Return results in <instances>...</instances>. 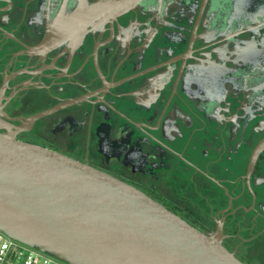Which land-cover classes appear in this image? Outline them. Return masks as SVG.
Listing matches in <instances>:
<instances>
[{"label": "flooded vegetation", "instance_id": "obj_1", "mask_svg": "<svg viewBox=\"0 0 264 264\" xmlns=\"http://www.w3.org/2000/svg\"><path fill=\"white\" fill-rule=\"evenodd\" d=\"M121 1L0 0V132L264 264V0Z\"/></svg>", "mask_w": 264, "mask_h": 264}, {"label": "water", "instance_id": "obj_2", "mask_svg": "<svg viewBox=\"0 0 264 264\" xmlns=\"http://www.w3.org/2000/svg\"><path fill=\"white\" fill-rule=\"evenodd\" d=\"M0 231L70 264H244L135 187L2 132Z\"/></svg>", "mask_w": 264, "mask_h": 264}, {"label": "built area", "instance_id": "obj_3", "mask_svg": "<svg viewBox=\"0 0 264 264\" xmlns=\"http://www.w3.org/2000/svg\"><path fill=\"white\" fill-rule=\"evenodd\" d=\"M0 264H70L0 231Z\"/></svg>", "mask_w": 264, "mask_h": 264}]
</instances>
